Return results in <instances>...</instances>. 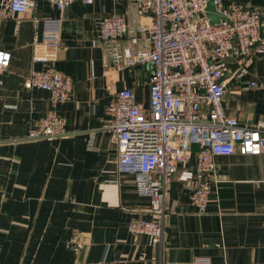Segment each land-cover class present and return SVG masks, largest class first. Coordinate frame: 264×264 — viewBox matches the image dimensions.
I'll return each mask as SVG.
<instances>
[{
	"label": "crops",
	"instance_id": "0c3cea01",
	"mask_svg": "<svg viewBox=\"0 0 264 264\" xmlns=\"http://www.w3.org/2000/svg\"><path fill=\"white\" fill-rule=\"evenodd\" d=\"M226 1L264 10V0ZM115 13L127 16L123 43L144 46V34L131 37L151 18L133 2L73 0L60 10L39 0L27 13L0 17V49L12 54L0 72V264H194L198 256L212 264H264V155H216L215 191L204 212L191 200L200 175L178 178L195 169L194 159L168 185L163 216L138 194L135 176L119 170L110 107L125 87L148 105L152 71L116 70L106 57L101 21ZM41 52L56 58L35 60ZM46 68L73 79L70 100L53 103L48 91L26 87L33 70ZM224 79L228 114L249 125L264 119V54L229 58ZM51 110L64 118L67 134L28 139ZM133 218L159 219L162 239L133 234Z\"/></svg>",
	"mask_w": 264,
	"mask_h": 264
},
{
	"label": "built area",
	"instance_id": "2783aa9c",
	"mask_svg": "<svg viewBox=\"0 0 264 264\" xmlns=\"http://www.w3.org/2000/svg\"><path fill=\"white\" fill-rule=\"evenodd\" d=\"M39 0H6L0 17L24 14ZM64 10L73 0H46ZM88 4L92 0H82ZM137 4L151 18L139 24L131 37L145 35L144 46L134 49L122 37L129 32L124 13L109 14L101 21L100 39L106 57L116 70L142 65L150 67L148 105L137 98L133 88L115 92L109 129L118 142V168L135 176L139 195L151 200L153 213L163 216L166 190L180 165L194 159L195 169H184L179 180L190 182L196 173L200 182L191 192L200 212L215 191L216 155H264V119L255 125L229 115L224 98L226 61L252 53L264 54V10L236 1L214 0L212 22L210 0H117ZM54 53L35 54L37 61H53ZM12 54L0 49V72L9 67ZM0 83L1 80H0ZM27 88L50 93L53 103L72 98L73 79L55 69L33 70ZM249 87L257 86L254 81ZM67 134L66 122L56 111H48L29 128L27 138L36 140ZM129 229L153 241L163 237L159 219L133 218ZM194 264H212L209 256H198Z\"/></svg>",
	"mask_w": 264,
	"mask_h": 264
},
{
	"label": "water",
	"instance_id": "95a60500",
	"mask_svg": "<svg viewBox=\"0 0 264 264\" xmlns=\"http://www.w3.org/2000/svg\"><path fill=\"white\" fill-rule=\"evenodd\" d=\"M208 15L210 16L212 22H216L219 20V16L214 14L213 12L215 11V5H214V0H210L208 3Z\"/></svg>",
	"mask_w": 264,
	"mask_h": 264
}]
</instances>
